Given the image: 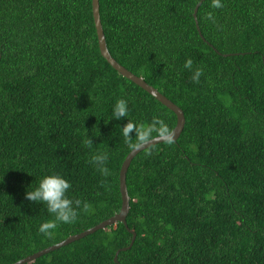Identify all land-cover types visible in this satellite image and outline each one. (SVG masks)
I'll list each match as a JSON object with an SVG mask.
<instances>
[{
    "label": "trees",
    "instance_id": "trees-1",
    "mask_svg": "<svg viewBox=\"0 0 264 264\" xmlns=\"http://www.w3.org/2000/svg\"><path fill=\"white\" fill-rule=\"evenodd\" d=\"M99 0L112 58L178 106L172 144L126 173L117 264H264V0ZM212 12L215 22L206 18ZM203 69L200 82L184 67ZM119 99L128 116L113 117ZM175 115L100 55L91 0H0V264H14L119 212L128 120ZM135 143V133H132ZM91 138V149L84 141ZM151 151V155L147 152ZM107 152L111 175L89 163ZM90 205L52 237L47 205L25 198L47 175ZM122 223L26 264H116Z\"/></svg>",
    "mask_w": 264,
    "mask_h": 264
},
{
    "label": "clouds",
    "instance_id": "clouds-1",
    "mask_svg": "<svg viewBox=\"0 0 264 264\" xmlns=\"http://www.w3.org/2000/svg\"><path fill=\"white\" fill-rule=\"evenodd\" d=\"M211 7L219 9L224 7L221 0H211ZM206 18L213 23L215 17L212 12L207 13ZM184 67L192 71L191 79L195 83L200 82V77L203 75L202 68L193 69V61L188 59ZM128 116V104L124 99H119L113 109V117L120 120ZM132 133H135V143H133ZM122 135L125 139V143L129 145L132 150L143 148L145 145H149V148L154 141H162L167 144L174 142V131L170 129L165 121L158 116H154L148 123H135L128 120L122 128ZM86 147L91 149L93 141L88 138L84 141ZM151 151L147 152V155H151ZM109 155L107 152H96L90 158L91 163L102 176L111 175L109 168L107 167ZM72 185L59 175H47L44 176L39 185L32 191L25 193V198L31 202L43 203L47 205V211L53 216L50 219L42 223L39 227V232L46 237H52L54 235L53 230L58 227L59 224H73L77 221L79 211L88 213L90 211V205L87 202H82L80 199H71L68 197V190Z\"/></svg>",
    "mask_w": 264,
    "mask_h": 264
},
{
    "label": "water",
    "instance_id": "water-1",
    "mask_svg": "<svg viewBox=\"0 0 264 264\" xmlns=\"http://www.w3.org/2000/svg\"><path fill=\"white\" fill-rule=\"evenodd\" d=\"M204 0H200L194 10H193V18L195 20L196 23V27L198 28L197 25V20H196V13L197 10L199 8V6L201 5V3ZM91 10H92V18H93V22H94V27H95V31H96V36H97V43H98V49L100 52V55L103 59H105V61L111 66L112 69H114L118 74H120L122 77L126 78L127 80L131 81L133 84H135L136 86H138L139 88H141L143 91H145L146 93H148L150 96H152L157 102H159L160 104H162L164 107H166L168 110H170L176 117V124L175 127L173 128L174 131V142L179 138L180 134L182 133L184 124H185V119H184V115L182 110L176 106L174 103H172L170 100H168L165 96H163L161 93H159L156 89H154L153 87H151L150 85H148L147 83H145L143 81L142 78H139L135 75H133L130 71H128L127 69H125L123 66H121L119 63H117L112 56L109 54L108 50H107V46H106V42H105V38H104V34H103V30L101 27V23H100V18H99V0H91ZM162 141H154L152 145H156L158 143H161ZM151 145V146H152ZM149 145H145L143 148H139L136 150H131L127 156L125 157L124 161L121 164L120 170H119V193H120V198H121V206L119 209V212H117L115 215L111 216L110 218L100 222L99 224L95 225L92 228H89L79 234L73 235L68 237L67 239L63 240L60 243H57L53 246H49L39 252H36L24 259H21L17 262H15L14 264H26L29 263L45 254H48L49 252H52L54 250H57L63 246H66L68 244H71L75 241H78L88 235H91L93 233H95L96 231L99 230H103L108 226L114 225L116 223H122L126 230L132 235L131 241L129 243V245L125 248H121L120 250H118L113 258V262L114 263H118V254L119 252H124L126 250H129L130 247L132 246L134 240H135V233L130 231L127 228L126 225V216L128 214L129 211V198H128V194H127V188H126V173L127 170L132 162V160L135 158V156H137L141 151L147 149Z\"/></svg>",
    "mask_w": 264,
    "mask_h": 264
}]
</instances>
